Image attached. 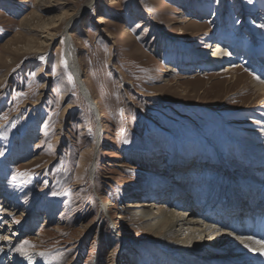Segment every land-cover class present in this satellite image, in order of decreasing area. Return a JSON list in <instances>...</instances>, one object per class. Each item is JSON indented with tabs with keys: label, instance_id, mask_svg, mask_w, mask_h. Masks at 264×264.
<instances>
[{
	"label": "rangeland",
	"instance_id": "obj_1",
	"mask_svg": "<svg viewBox=\"0 0 264 264\" xmlns=\"http://www.w3.org/2000/svg\"><path fill=\"white\" fill-rule=\"evenodd\" d=\"M47 2L0 0V264H188L127 205L264 198V0Z\"/></svg>",
	"mask_w": 264,
	"mask_h": 264
},
{
	"label": "bare ground",
	"instance_id": "obj_2",
	"mask_svg": "<svg viewBox=\"0 0 264 264\" xmlns=\"http://www.w3.org/2000/svg\"><path fill=\"white\" fill-rule=\"evenodd\" d=\"M40 2L49 4L47 0H40ZM47 4L41 7L49 11L50 5L47 6ZM79 14L68 17L67 27ZM44 33L46 34L45 40L53 36L48 31ZM229 52L220 43L207 44L204 49L199 50L196 59H194L195 61H191L190 64L192 65L188 67L193 68V66L200 65L208 69L214 68L215 70L226 68L227 72H231L238 58L236 54L232 55ZM194 63L197 64L195 65ZM164 66L169 73L175 72L167 64ZM260 68L259 71L263 73L262 78L260 77L261 80L256 81L253 79L251 85L258 94L264 97V61H261ZM72 69L77 80H80V73L76 65L73 64ZM183 180L181 179L180 181ZM250 186L251 188L244 186L243 189H239L240 197L233 189L234 191L232 190L230 197L226 196L224 197L225 199L218 202L217 199L211 200L212 196L198 197V194L195 195V200L189 201L188 199L192 198H188L189 189L177 184L178 188L174 186L176 189L173 195H175L176 201L180 200L185 204V206H182L173 202L175 209L180 207V209H183V213L179 214L176 212H164L160 209L153 213L151 205L145 203L140 205L129 204L127 208L135 209L131 219L142 225L147 237L163 246L170 245L174 250L188 253L190 256L188 264H233V262L234 264H264V261L258 260V258H264V211H262L264 210V201L261 203L264 198L261 196L260 198H255L256 200L254 199L256 196L253 195V191L255 193L254 189H257L258 186L256 180L251 179ZM191 187L192 190H195L193 185ZM213 194L216 195V192ZM204 199L211 203L209 204L210 208H207L208 210H201L199 207L204 202ZM103 208L105 209L106 206H103ZM184 208L187 209L185 213ZM219 208L220 210H217ZM212 209L215 212L217 211L216 215L212 213ZM188 211H191V213ZM196 216L204 217L195 219L194 217ZM216 216L218 219H215L217 218ZM256 221L261 226L259 225L255 229L247 227L248 222L253 223ZM234 256L235 258L233 259L232 257Z\"/></svg>",
	"mask_w": 264,
	"mask_h": 264
}]
</instances>
